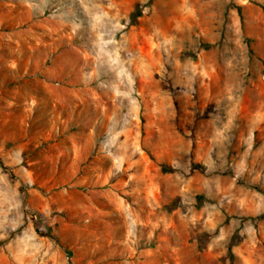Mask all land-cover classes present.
I'll return each mask as SVG.
<instances>
[{"label": "rangeland", "instance_id": "374dc122", "mask_svg": "<svg viewBox=\"0 0 264 264\" xmlns=\"http://www.w3.org/2000/svg\"><path fill=\"white\" fill-rule=\"evenodd\" d=\"M264 0H0V264H264Z\"/></svg>", "mask_w": 264, "mask_h": 264}, {"label": "trees", "instance_id": "16d2710c", "mask_svg": "<svg viewBox=\"0 0 264 264\" xmlns=\"http://www.w3.org/2000/svg\"><path fill=\"white\" fill-rule=\"evenodd\" d=\"M260 194L264 195V191L259 187H254Z\"/></svg>", "mask_w": 264, "mask_h": 264}]
</instances>
